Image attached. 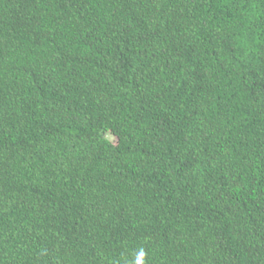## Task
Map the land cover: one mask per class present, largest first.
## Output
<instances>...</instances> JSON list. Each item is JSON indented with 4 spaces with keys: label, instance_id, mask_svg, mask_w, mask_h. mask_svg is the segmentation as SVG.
<instances>
[{
    "label": "trees",
    "instance_id": "1",
    "mask_svg": "<svg viewBox=\"0 0 264 264\" xmlns=\"http://www.w3.org/2000/svg\"><path fill=\"white\" fill-rule=\"evenodd\" d=\"M0 264H264V0H0Z\"/></svg>",
    "mask_w": 264,
    "mask_h": 264
}]
</instances>
